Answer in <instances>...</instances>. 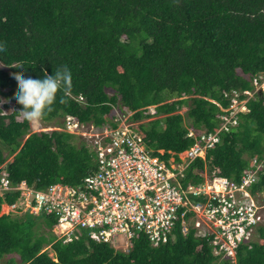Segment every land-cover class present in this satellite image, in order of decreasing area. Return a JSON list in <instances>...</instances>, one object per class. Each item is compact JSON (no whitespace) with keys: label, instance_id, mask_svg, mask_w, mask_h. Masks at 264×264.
<instances>
[{"label":"trees","instance_id":"obj_1","mask_svg":"<svg viewBox=\"0 0 264 264\" xmlns=\"http://www.w3.org/2000/svg\"><path fill=\"white\" fill-rule=\"evenodd\" d=\"M0 178L37 189L78 186L97 162L86 142L62 130L33 132L17 118L18 84L13 73L43 79L67 66L72 95L41 122L117 127L116 110L133 112L135 129L153 156L169 160L197 134L214 133L234 91L253 92L264 80V0H0ZM112 91V93H111ZM2 98L15 110L5 114ZM82 98V99H81ZM242 98H245L243 96ZM9 106V105H8ZM239 125L186 171L185 186L209 177L240 181L248 158L264 155V94L249 100ZM151 108H154L152 111ZM188 108L187 118L179 113ZM61 120V121H60ZM200 136H198L199 138ZM159 151H164L160 154ZM259 189L264 191V172ZM19 193L0 196V259L20 264H232L193 234L154 247L144 234L129 252L87 236L64 244L53 216L1 215ZM43 220L50 234L34 231ZM255 242L237 250V264H264V225ZM50 248L51 256L45 248ZM14 263V260L12 261Z\"/></svg>","mask_w":264,"mask_h":264},{"label":"built area","instance_id":"obj_2","mask_svg":"<svg viewBox=\"0 0 264 264\" xmlns=\"http://www.w3.org/2000/svg\"><path fill=\"white\" fill-rule=\"evenodd\" d=\"M253 85V92L226 95L231 104L223 109L216 132L190 130L188 137L196 143L182 153L171 152L167 161L152 155L135 129L138 122L132 120L133 112L117 109L115 128L82 124L67 116L64 126L56 130L86 142L95 156L96 172L78 186L56 183L44 189L26 181L13 185L4 172L0 196L19 193L14 204L3 205L8 207L7 214L53 216L64 244L87 236L123 252L130 251L138 234H144L154 247L193 234L208 242L214 256L237 264V250L255 242L264 225V198H260L264 191L259 189L264 155L248 158V168L238 182L207 173L201 175L202 182L187 186L183 182L191 164L205 160L208 151L220 143L221 134L238 127L239 116L249 112V100L264 94V80L254 79ZM50 131L54 130L46 132Z\"/></svg>","mask_w":264,"mask_h":264},{"label":"clouds","instance_id":"obj_3","mask_svg":"<svg viewBox=\"0 0 264 264\" xmlns=\"http://www.w3.org/2000/svg\"><path fill=\"white\" fill-rule=\"evenodd\" d=\"M0 46V51H3ZM18 84L16 93L17 103L22 105V110L17 111L19 120L30 124H38L49 113L54 111L59 96V103H67L72 95V74L67 66L54 68V75L44 72L43 79H34L24 76V70L13 73Z\"/></svg>","mask_w":264,"mask_h":264},{"label":"rangeland","instance_id":"obj_4","mask_svg":"<svg viewBox=\"0 0 264 264\" xmlns=\"http://www.w3.org/2000/svg\"><path fill=\"white\" fill-rule=\"evenodd\" d=\"M0 69L7 70V68H5L1 63H0ZM111 93H112V91H111ZM1 108L3 109L5 114H10V113H12L15 110V107L13 106V104H10L4 98H2ZM151 110L153 111L154 108H151ZM187 111H188V108H183L179 113H181V114H183L185 116V123L187 125H190L191 122L187 118V113H186ZM56 129H58L57 123L47 124V123L39 122L38 124L33 125V132H46V131H49V130H56ZM260 198L262 200V198H264V195H261ZM7 212H8V207L7 206H3L1 214H7ZM12 215H14V216H19L20 215L21 216V215H25V213H22V214L14 213ZM35 216H37V215H35ZM57 229H58L59 232H61L60 228H57ZM34 231L38 235H42V234L49 235L50 234V229L47 228V226L45 225L43 220H38L37 227L35 228ZM121 245H123V247L125 246V244L122 243V242H121ZM123 247H121L120 249L128 251L127 248L124 249ZM45 251H48L51 256H54V254H53V252L51 251L50 248H48V247L45 248ZM13 260H14L15 264H20V262H21V258L18 255H7V256L3 257L2 259H0V264H12Z\"/></svg>","mask_w":264,"mask_h":264}]
</instances>
